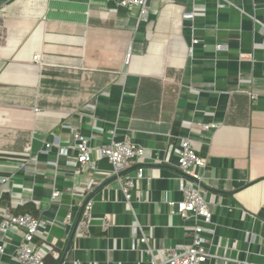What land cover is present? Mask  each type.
Instances as JSON below:
<instances>
[{
    "label": "crops",
    "instance_id": "1",
    "mask_svg": "<svg viewBox=\"0 0 264 264\" xmlns=\"http://www.w3.org/2000/svg\"><path fill=\"white\" fill-rule=\"evenodd\" d=\"M228 1L150 0L141 15L116 0H0V213L24 199L56 218L57 264H150L116 183L97 187L91 222L72 234L66 215L91 171L67 165L64 124L95 145L145 148L132 203L159 261L191 242L194 218L167 203L183 199L174 149L189 138L207 161L197 172L214 213L209 264H264V0ZM14 229L0 230V264H17Z\"/></svg>",
    "mask_w": 264,
    "mask_h": 264
},
{
    "label": "built area",
    "instance_id": "2",
    "mask_svg": "<svg viewBox=\"0 0 264 264\" xmlns=\"http://www.w3.org/2000/svg\"><path fill=\"white\" fill-rule=\"evenodd\" d=\"M220 1L221 6L229 2L228 0ZM115 4L128 10L138 9L141 15L148 14L150 10V0H122ZM193 16V12L184 13V17L187 19H192ZM34 59L41 63L42 55L37 53ZM63 126L71 129L75 143L74 155L70 156L67 149L62 150L63 154L68 156L67 165L73 168L82 165L86 168L83 173L91 171L89 180L85 181L81 188L82 203L80 210L76 214L68 212L66 215L73 235L80 234L85 222H91L92 209L95 203L93 193L97 187L104 188L113 182L118 185V189L123 194L124 202L133 210L136 219L131 228L135 236L140 233L139 241L146 246L145 252L150 256V264H209L208 244L212 232L208 229V226L213 222L214 213L209 200L204 195L203 177L197 172V168L205 167L207 161L196 152L189 138L184 139L181 146L174 149L178 160L177 167L180 173L183 199L180 201L169 200L167 203L174 213H178L183 218H194L195 225L191 242L176 246L168 258L159 261L150 246L147 232L137 219V213L132 203L136 182L145 177V148L133 142L130 138L116 140L114 137L107 143L95 145L91 138L81 130L73 129L66 124ZM217 126L218 124L214 122L202 124L205 129L216 128ZM50 147L51 143L46 142L43 153L48 154ZM103 160H107L111 165L109 170L100 168V163ZM50 163L57 165L53 161H50ZM25 166L24 164L23 168ZM132 169H135V175H131L130 171ZM7 181L8 178H0L2 185ZM4 191L11 193L9 188H4ZM68 191L72 195L76 194L75 188H69ZM61 193L58 187L54 188L52 198L56 199ZM12 201L15 202L6 201L3 211L0 213V230L6 234L9 230L15 228L16 234L20 237V243L16 248L13 259L17 264H46V256L55 251L50 228L60 222L56 218L49 219L42 214L34 215L31 212H17L20 206L25 205V200ZM39 237L41 241H38ZM3 253H5V246L0 243V254ZM56 257L59 258L58 254Z\"/></svg>",
    "mask_w": 264,
    "mask_h": 264
},
{
    "label": "trees",
    "instance_id": "3",
    "mask_svg": "<svg viewBox=\"0 0 264 264\" xmlns=\"http://www.w3.org/2000/svg\"><path fill=\"white\" fill-rule=\"evenodd\" d=\"M4 197L6 198V195H4ZM8 197V195H7ZM17 212L20 213H24V212H31L34 215H37V212L34 210L33 206H31L30 204L28 205H24L18 208ZM52 262V264H57L58 260H55L54 258H52L51 254H48L45 258V262L46 264H48V262Z\"/></svg>",
    "mask_w": 264,
    "mask_h": 264
},
{
    "label": "water",
    "instance_id": "4",
    "mask_svg": "<svg viewBox=\"0 0 264 264\" xmlns=\"http://www.w3.org/2000/svg\"><path fill=\"white\" fill-rule=\"evenodd\" d=\"M117 2H120V1H122V0H116Z\"/></svg>",
    "mask_w": 264,
    "mask_h": 264
}]
</instances>
